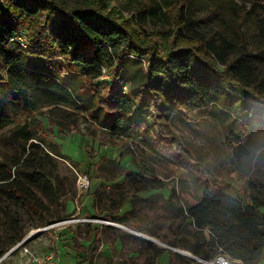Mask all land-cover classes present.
<instances>
[{
    "label": "rangeland",
    "instance_id": "obj_1",
    "mask_svg": "<svg viewBox=\"0 0 264 264\" xmlns=\"http://www.w3.org/2000/svg\"><path fill=\"white\" fill-rule=\"evenodd\" d=\"M37 1L54 20L58 35L76 37L72 26L59 19L56 7L46 0ZM64 1L68 6L83 2ZM180 1H186L188 35L199 37L206 48L208 39L222 36L242 51L251 66L243 77L245 84L238 89L199 61L188 60L186 69L199 91L212 90L216 96L214 102L202 107H196L187 85L176 78L179 71H165L171 80L167 85L161 79L153 83L162 104L146 109L150 127L173 137V147L177 145V150L195 164V170L154 150L150 137L146 141L126 139L102 125L88 113L98 107L91 97L77 104L42 105L33 112L43 121L47 139L60 146L62 155L43 143L33 149L24 139L13 136L30 116L22 113L17 121L0 129V158L11 161L26 149L44 159L49 184L43 183L40 189L22 175L19 179L32 201L43 206L46 217H38L15 199L0 194V255L12 245L14 221L23 238L32 237L28 245L38 254L60 250V264H82L73 246L96 249L84 264H170L165 250L159 251L169 248L167 245L181 255L176 264H198L191 253L200 257L196 252L211 238L207 230L196 225L188 208L203 198L206 185L214 193L240 198L244 204L251 202V196L264 200V116L250 115L241 122L234 109L239 106L238 98L254 93L255 88L261 90L264 0H110L109 8L116 6L126 17L134 16L141 30L161 42L162 53L167 55L178 46L174 48L172 38L164 39L158 33L172 30L170 11ZM17 39L28 45L25 32ZM213 63L225 68L220 60ZM124 65L123 84L130 88L137 80H144L143 60L127 57ZM106 72L107 67L103 68V74ZM109 74L96 79L95 86L107 90L103 80L110 81ZM47 111H51L52 121L44 117ZM85 173L91 190L82 192L77 182ZM212 248L215 250V244ZM0 264H21V259L15 253Z\"/></svg>",
    "mask_w": 264,
    "mask_h": 264
},
{
    "label": "trees",
    "instance_id": "obj_2",
    "mask_svg": "<svg viewBox=\"0 0 264 264\" xmlns=\"http://www.w3.org/2000/svg\"><path fill=\"white\" fill-rule=\"evenodd\" d=\"M46 1L56 7L61 21L72 26L76 37L58 35L54 20L37 0H0V129L17 121L22 113H29V118L13 132V136L24 139L33 149L43 143L53 153L62 155L60 146L47 139L43 121L32 114L42 105L77 104L79 100L91 97L98 107L88 113H93L92 116L97 117L102 125L126 139L146 141L150 137L154 150L195 170V164L177 150V145L173 147V137L156 133L150 127L146 109L162 104L161 96L153 91V83L161 79L167 85L171 80L165 71H179L176 78L187 85L196 107L209 105L216 96L212 90L199 91L186 69L188 60L199 61L232 88L242 89L243 77L251 68L242 51L236 50V46L219 35L208 39V48L199 37L188 35L185 31L189 24L186 1H180L170 11L172 30L158 33L164 39L172 38L174 48L178 46L167 55L162 53L161 42L141 30L134 16L126 17L116 6L109 8L110 0H83L76 6H68L64 0ZM24 32L28 36L27 46L17 39ZM127 57L143 60L146 65V69L141 68L144 80H137L130 88L122 83ZM215 59L225 64L223 70L215 67ZM105 67L111 80H103L107 90L102 91L95 86V80L106 76L103 74ZM260 86L261 90L255 88L254 93L238 98L239 106L234 109L241 122L250 115L264 116V79ZM44 117L52 121L51 111L45 112ZM45 155L49 156V153ZM43 164L44 159L34 156L32 150L26 152V149L22 156L11 161L0 158V194L15 199L38 217H46L45 209L39 202L32 201L20 186L19 176L42 189L43 183L51 182ZM262 208L264 200L258 196H251V202L244 204L240 198L219 195L206 185L203 198L188 208L196 225L207 230L211 238L205 240L196 253L210 258L221 247L245 264H263ZM12 223L14 237L9 248L23 239L15 222ZM214 244L215 250L212 248ZM71 249L82 264L88 262L89 256L96 251L91 246L87 251L75 246ZM163 250L169 251L170 264H176L177 257H181L177 251L167 248L159 251ZM5 253L1 250V254Z\"/></svg>",
    "mask_w": 264,
    "mask_h": 264
},
{
    "label": "built area",
    "instance_id": "obj_3",
    "mask_svg": "<svg viewBox=\"0 0 264 264\" xmlns=\"http://www.w3.org/2000/svg\"><path fill=\"white\" fill-rule=\"evenodd\" d=\"M22 40V39H21ZM24 45H26L23 42ZM127 87H125L126 89ZM78 188L82 192H86L90 189L91 180L88 174H80L78 178ZM94 220V219H91ZM48 227L43 228L42 230ZM212 233V232H211ZM28 237L23 238L21 241L13 245L4 255L0 256V263L8 256L18 253L21 264H60V250L51 249L46 254H38L29 245L27 240ZM170 248L172 246L167 245ZM203 264H245L243 260L233 257L232 255L226 253L221 247L218 249L217 253L210 258L197 257Z\"/></svg>",
    "mask_w": 264,
    "mask_h": 264
},
{
    "label": "bare ground",
    "instance_id": "obj_4",
    "mask_svg": "<svg viewBox=\"0 0 264 264\" xmlns=\"http://www.w3.org/2000/svg\"><path fill=\"white\" fill-rule=\"evenodd\" d=\"M139 234L142 235V236L148 237V238L150 237L149 235L145 234L144 232L141 233V232L139 231ZM150 238H152V237H150ZM180 250H181L182 252H184L185 254H189V253H190V252H188V251H186V250H184V249H182V248H181ZM191 257L194 258L195 255H194L193 253H191Z\"/></svg>",
    "mask_w": 264,
    "mask_h": 264
},
{
    "label": "crops",
    "instance_id": "obj_5",
    "mask_svg": "<svg viewBox=\"0 0 264 264\" xmlns=\"http://www.w3.org/2000/svg\"><path fill=\"white\" fill-rule=\"evenodd\" d=\"M136 233H138V232H136ZM147 238H148V237H147ZM149 238H150V237H149ZM150 239H153V238H150ZM167 249L172 250V249H170V248H167ZM165 253H166L165 256H168V258H169V260H170V253H169V251H166ZM263 264H264V263H263Z\"/></svg>",
    "mask_w": 264,
    "mask_h": 264
},
{
    "label": "water",
    "instance_id": "obj_6",
    "mask_svg": "<svg viewBox=\"0 0 264 264\" xmlns=\"http://www.w3.org/2000/svg\"><path fill=\"white\" fill-rule=\"evenodd\" d=\"M31 238H32L31 236L28 237L26 241H29ZM169 248H170V247H169ZM173 248H174V247H173ZM173 248H172V249H173ZM194 258H196V257H194ZM196 259H197V258H196Z\"/></svg>",
    "mask_w": 264,
    "mask_h": 264
}]
</instances>
